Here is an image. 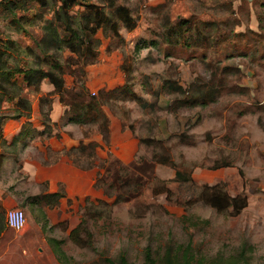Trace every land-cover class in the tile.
I'll use <instances>...</instances> for the list:
<instances>
[{"label": "rangeland", "instance_id": "rangeland-1", "mask_svg": "<svg viewBox=\"0 0 264 264\" xmlns=\"http://www.w3.org/2000/svg\"><path fill=\"white\" fill-rule=\"evenodd\" d=\"M88 1L87 14L106 13L117 29L97 28L100 43L87 50L95 58L84 61L80 53L54 48L65 67L60 92L48 88L47 78L36 90L19 73L11 75L15 84H7L10 93L29 99V116H35L34 106L39 111L12 148L0 141L1 162L9 157L0 168V188L9 190L13 207L24 210L21 229L37 226L41 241L61 250L66 264H111L106 258L121 251L142 264L146 245L159 258L166 245L188 243L208 264H216V255L264 264V0H114V7L110 0ZM58 3L0 0V39L16 42L4 55L7 69L48 67L40 61L41 40ZM121 4L134 28L118 16ZM84 8L75 4L70 13ZM119 82L116 90L108 86ZM92 96L102 101L87 115L95 119L71 120L87 111L80 105ZM55 99L68 106L58 121L50 117ZM15 104L0 102L3 131L9 118H19L12 116ZM111 115L118 117V135L136 137V152L107 149L98 157L96 141L80 142L71 151L77 162L65 151L77 166H96L94 180L82 188L74 180L58 182L52 192L59 196L46 192L48 185L39 182L45 169L26 162L56 161L65 151L39 143L69 124L75 134L99 132L109 146ZM41 123L42 131L35 126ZM176 169L190 178H177ZM204 184L245 195V206L235 215L231 206L217 210L201 198ZM82 219L80 232L70 235ZM39 264L48 262L41 258Z\"/></svg>", "mask_w": 264, "mask_h": 264}, {"label": "trees", "instance_id": "trees-1", "mask_svg": "<svg viewBox=\"0 0 264 264\" xmlns=\"http://www.w3.org/2000/svg\"><path fill=\"white\" fill-rule=\"evenodd\" d=\"M59 1L58 5L53 10V19L47 21L45 23V28L47 29L46 35L41 40L42 51L45 56L40 58L41 62H45L48 67H42L40 64H28V66L17 65L14 67L7 69V63H5L4 55L7 53L8 49H15L16 42L13 39H0V102L2 100H13L16 99V104L14 107L15 113L12 116L20 117L22 115L29 116V112L31 109V104L29 99L26 97L18 96V93L8 90L7 84H15V80H11V75L14 73L22 74V78L27 81L28 84L34 85L36 90H39L40 82L47 78L50 83L54 86V90L60 92L64 85V73L65 67L59 57L53 56V49L62 50L64 48L69 49L74 54L80 53L82 55V59L87 61L89 57L92 59L95 58L94 53L88 52L89 45H99L100 39L97 36H94L98 27L101 26H109L111 29H116V23L110 22L107 20V16L101 11H92V15H89L85 12L87 8L91 7V4L88 0H57ZM44 2V1H43ZM75 4H83L84 10L76 13L75 15L70 13L72 7ZM114 0H110L108 3L109 7H114ZM116 11L118 16H123L124 22L127 28H134L133 23L128 22L129 16V8L123 4L116 6ZM104 16V20L102 19ZM54 21H57L63 28L64 31L68 33V35H63L59 32L57 25L54 24ZM117 30V29H116ZM52 51L50 54L49 52ZM47 56H51L47 58ZM89 56V57H88ZM115 88L112 89L116 90ZM76 90V89H75ZM79 94L80 91L77 90ZM95 93V92H94ZM41 96V95H40ZM92 99L81 103L80 107L84 110L83 113L78 114L77 117L70 118L74 121H85V120H94L95 116H91L87 118V115L90 110L93 108H97V104H102V101L99 99H95L96 96H92ZM40 98V102H41ZM24 108L25 111H21L20 109ZM47 112L45 113V116ZM0 116V141L9 148H12V144L15 143L18 136L22 134L23 131H20L18 134H14L11 138L10 142H7L3 136V128L1 125ZM44 130V129H43ZM183 137V135H182ZM181 137V138H182ZM84 144L81 143V148L83 149ZM72 147L68 150V154L73 157L74 152H71ZM80 148V150H81ZM71 152V153H70ZM2 154V152L0 151ZM74 158V161L77 160ZM1 164V159H0ZM175 176L181 179H189L190 176L186 175L183 171L176 169ZM52 195L59 196L61 195L58 191L52 192ZM201 198L208 203L209 205L215 207L217 210H225L228 207H232V214H238L241 209L246 204V197L243 194L230 195L228 192L220 187L219 184L207 185L204 184L201 188ZM84 219L80 221V223L73 227L69 234L75 235L80 232L81 225L83 224ZM191 245L188 243L184 246L172 244L166 245L161 256L156 258L151 250L150 245H146L144 248V261L142 264H208L202 258H198L194 255ZM58 262L60 264H66V262L61 258L59 253H62L61 250H57L56 247L52 248ZM111 264H134L129 261L125 252L121 251L116 259L106 258ZM216 264H237L238 261L234 257H225L223 255H216L215 258Z\"/></svg>", "mask_w": 264, "mask_h": 264}, {"label": "crops", "instance_id": "crops-1", "mask_svg": "<svg viewBox=\"0 0 264 264\" xmlns=\"http://www.w3.org/2000/svg\"><path fill=\"white\" fill-rule=\"evenodd\" d=\"M118 49L116 48L111 53L116 55ZM120 54V59H121ZM122 61V60H121ZM89 84V83H88ZM122 83H112L108 84L110 88L117 86ZM103 86V85H102ZM107 86V85H106ZM53 85L48 82V88L51 89ZM94 92V90H92ZM68 107L66 104H62L58 99H55L52 103V108L50 112V117L52 121H58L64 109ZM33 113L35 116H20L18 119H8V124L10 128L7 129L4 125L3 136L7 142H10L14 134H16L22 127L26 128L27 124H30L31 121L37 119L36 116L39 115L37 106L33 107ZM118 121V117L111 115L110 117V144L103 143L102 136L99 132H92L90 134H75L71 132L70 125L66 124L63 126L62 131L59 132V135H52L51 137L45 138L42 142L39 143L40 148L44 150L50 148L53 151H65L69 150L72 146L78 145L80 142L86 143L87 141H96V154L98 157L106 153V150L109 149L114 154H130L131 156L136 152L140 143L137 141L130 132L123 133L118 135L117 129L114 127ZM41 131L44 129V126L41 124L36 125ZM23 128V129H24ZM35 128V127H32ZM8 147V146H7ZM9 148V147H8ZM5 153V152H4ZM123 160L128 158H122ZM9 160L8 155L5 156L0 164V168L5 166L3 162ZM34 166L39 165L41 168L45 169V174L39 182H45L48 185L46 192L54 191L57 188V183L61 182L63 185L68 184L69 181L74 180L80 188L84 181L87 182L86 185L90 184L91 180H94L90 177L91 172H94L96 166L90 168H82L74 164L71 157L66 153H61L60 157L56 161L52 162H42V161H30L26 162ZM76 165V166H75ZM72 173V174H69ZM68 189V185H66ZM45 193V192H44ZM69 195V193H68ZM11 205V196L8 189L0 188V264H39V259L44 258L48 264H60L52 250V247L46 242L43 243L41 239L42 232L35 225H27L28 227L24 229H16L10 227L6 224L5 211L8 210ZM23 228V227H22ZM37 242L38 244H36Z\"/></svg>", "mask_w": 264, "mask_h": 264}, {"label": "built area", "instance_id": "built-area-1", "mask_svg": "<svg viewBox=\"0 0 264 264\" xmlns=\"http://www.w3.org/2000/svg\"><path fill=\"white\" fill-rule=\"evenodd\" d=\"M7 224L14 229H21L25 225L26 217L22 208L13 207L7 210Z\"/></svg>", "mask_w": 264, "mask_h": 264}]
</instances>
